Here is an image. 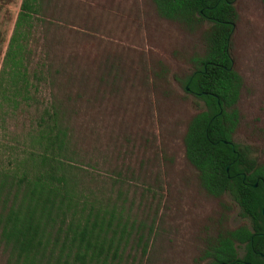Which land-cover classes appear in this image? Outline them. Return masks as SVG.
<instances>
[{
	"label": "rangeland",
	"instance_id": "374dc122",
	"mask_svg": "<svg viewBox=\"0 0 264 264\" xmlns=\"http://www.w3.org/2000/svg\"><path fill=\"white\" fill-rule=\"evenodd\" d=\"M20 2L0 0V63ZM51 6L48 16L64 27L55 32L64 59L75 52L85 73L73 117L75 167L90 196L116 203L130 231L111 264H206L208 240L249 224L227 195L203 188L185 156L187 122L203 105L182 80L205 53L210 23L164 18L153 0H55ZM234 8L230 53L241 86L233 140L264 167V3L235 0Z\"/></svg>",
	"mask_w": 264,
	"mask_h": 264
},
{
	"label": "trees",
	"instance_id": "16d2710c",
	"mask_svg": "<svg viewBox=\"0 0 264 264\" xmlns=\"http://www.w3.org/2000/svg\"><path fill=\"white\" fill-rule=\"evenodd\" d=\"M53 1L21 0L1 58L0 258L4 264H111L130 231L116 203L90 196L75 167L73 117L85 73L74 51L63 57L55 32L64 27L48 16ZM234 1L153 0L164 18L210 23L205 53L182 80L203 105L187 122L185 156L203 188L227 195L249 223L208 240L202 258L206 264H264V167L233 140L241 86L230 53Z\"/></svg>",
	"mask_w": 264,
	"mask_h": 264
},
{
	"label": "water",
	"instance_id": "95a60500",
	"mask_svg": "<svg viewBox=\"0 0 264 264\" xmlns=\"http://www.w3.org/2000/svg\"><path fill=\"white\" fill-rule=\"evenodd\" d=\"M257 185V183H254V186H256ZM264 187V186H263Z\"/></svg>",
	"mask_w": 264,
	"mask_h": 264
}]
</instances>
